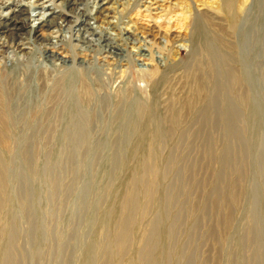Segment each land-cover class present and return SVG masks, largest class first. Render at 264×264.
<instances>
[{"label": "rangeland", "instance_id": "obj_1", "mask_svg": "<svg viewBox=\"0 0 264 264\" xmlns=\"http://www.w3.org/2000/svg\"><path fill=\"white\" fill-rule=\"evenodd\" d=\"M65 1L0 0V15L24 7L35 27L52 11L67 12ZM220 1L81 0L69 28L61 22L73 52L64 63L52 64L39 43L20 63L5 53L6 71L32 64L35 73L46 68L47 82L17 108L18 131L0 135V264H148V237L163 249L160 264H264V0H239L234 30L198 64L192 17L209 13L227 29ZM85 19L90 42L74 39ZM103 38L121 52L109 57ZM155 68L162 76L151 84ZM225 69L238 70V84L216 89ZM198 77L211 83L199 98ZM218 94L220 103L243 98L234 104L236 134L223 114L204 119ZM153 105L179 112L161 136L143 134ZM118 113L129 130L117 124L111 134Z\"/></svg>", "mask_w": 264, "mask_h": 264}, {"label": "bare ground", "instance_id": "obj_2", "mask_svg": "<svg viewBox=\"0 0 264 264\" xmlns=\"http://www.w3.org/2000/svg\"><path fill=\"white\" fill-rule=\"evenodd\" d=\"M242 1L239 2V0H221L220 2L217 3V5H216L217 11H219L220 13L225 15V19H223V21L225 20L226 24H228L227 29L222 27V26H218V25H223V24L215 23L212 15H210L209 13H196L195 15L193 14L194 16L192 17L193 18L192 21L194 24H196L195 27L197 26L196 27L197 33L195 35V42L194 43L196 44V50H197L196 56H198L197 57V63L198 64H201L203 62V56L206 53L211 52L212 54H214V52L216 50V46H217L216 43L220 44L221 38L224 35H226V31L229 33V31L234 30V27L236 26V24L238 23L240 17L242 16V14L244 12V9H243L244 7H243ZM80 2H81V0H67V1H65V5H67V8L69 7L67 9V12L60 11V12L56 13L55 11H52L48 16H46V17L42 16L43 19L40 18L38 24L35 27H30L29 18H28V15H26V14H28V12H27V9L24 7H19L17 9H14L8 16H1L0 15V59L4 60L6 58V56L4 57L5 53L8 50H11L12 56L15 57V59L20 63V61H22V60H20V57L22 59V57L24 58V56L28 55L27 50L29 49L30 45L35 44V43H39L40 45H42V54L45 55L47 58H49L51 60L52 64L55 63V61H60L61 63H64L66 59H69L72 56L73 52L71 53L70 49L68 50V48L65 47L64 38L61 37V30H62L61 24L63 22H66V25L71 23L68 20L66 21V17H67L69 12L73 13V11L75 10L76 4L80 3ZM103 6H104V4H98L97 5V8H96L97 14L102 12V10L104 9ZM86 14L87 13L83 12V13H81V16L88 17L89 15L88 14L86 15ZM92 18L96 19L97 17L94 16ZM89 24L90 23L87 21V19L80 20L79 25H78L79 27H78L77 33L75 35L76 38H74V39H76L77 41H81V42H90V39L88 38V36H86V33H88L89 35L93 33V31L90 30L91 27L89 26ZM67 28H69V25L67 26ZM129 35H130V33H129ZM54 39H56V41H53ZM91 39H93V38H91ZM257 41H258V39H257ZM102 42H104L103 44H104L105 48H107V49H105L104 52L107 55H109V57H113L114 55L120 53L122 50L121 49L122 47L119 44L113 43L112 41L109 40V38H105V39L103 38ZM63 53H65L64 56L62 55ZM253 55H254V53H253ZM76 56H77V54H76ZM18 62L16 63V66L13 69H11V71H6L5 67L4 66L2 67L0 65L1 66L0 67V135H2V134H6V135L7 134H15L18 131V127L22 121L21 120L22 117H20L18 115L16 116L17 108L21 105L22 106L29 105L32 102L31 94H32V92H34L35 88L37 86H39V87H37L36 89L41 88V86L43 84H46V82H47V75L45 74L46 68L38 69L39 71L35 73V72H32L29 70L30 67L32 66V64L29 65L27 62L28 65L25 64L26 65L25 66V65H23L22 62H21V64H19ZM224 65H226V64H224ZM77 69H78V67H77ZM77 69H76V71H77ZM237 73H238V70H236V72H235L232 69H225L222 82L220 83V85L219 84L216 85V87H217L216 89L227 90L231 86L238 84V77H239L238 74L239 73L238 74ZM18 74L20 75L21 78L18 77ZM161 76H162V74L159 75V71L155 68L149 75V81L151 82V84L156 83ZM82 80H83L82 81L83 82L82 83L83 84V91H82L83 97L85 100L88 101V99H90V97L92 96L91 95L92 91H91V88L85 83V80L84 79H82ZM209 81L207 82V80L205 81V79L198 77L197 86L195 88L196 97L199 98L202 95V93H204L205 90L208 89L207 87L209 85H211V83H209ZM32 83L34 84V86ZM219 99H220L219 94L217 96H215L213 99H211V101L208 103L207 107L204 109V119L207 122L210 121V119H212V117H213V114H212L213 111H215L216 117H221V114H223V116L225 118L224 121L226 123L227 129L229 130V133L232 135L236 134L235 123H236L237 112L234 108V106H235L234 104L235 103L242 104L243 98H237L236 97L235 100L225 99L224 102H222V103H220ZM184 102L185 103H183L182 106L186 107L187 109H190L191 105H193L190 101L189 102L184 101ZM104 103L107 104V101ZM149 108H150V110L147 114L146 124L144 127H142L144 135H146V136H153V135L161 136V135H164V134L169 132L166 129L167 124L172 125V126L177 124V121L179 118V112L177 110L176 105H169L165 110V115H163L161 111L159 112L160 107H158V109H157L156 106L153 105V107L149 106ZM139 113L140 112H138V114ZM18 114L20 115V113H18ZM110 119H111L110 120V127L108 130H109V133H111V134L117 130V128H115V125H117V124L120 125V127H118V130H120L123 125L125 126V122H126L125 119L126 118L123 116V114L118 113L117 116L112 117ZM164 124H166V126H164ZM127 126L124 127V131L126 130L128 132L129 129ZM26 129H27V127H26ZM74 130H75V132L81 133V134L85 133V131H86V129H84L81 126L74 128ZM160 139H162V137ZM164 147H165V145H164ZM147 152H148V150H147ZM146 157H147V155H146ZM153 158H155V157H153ZM164 170H165V168H164ZM161 171H162V169H161ZM167 177H168L167 173L163 174L164 179H167ZM163 184H164V182H163ZM131 188H132V186H131ZM260 203H261V200H260ZM156 220L161 222V227H160L159 233L163 239L166 237V231H167L166 225L164 223V214L161 213L160 216ZM144 234H145V232H144ZM123 235H124V232L122 233V235L120 236V238L118 240V245L120 247H122L123 242H124ZM147 239H148L147 243L152 244V246H153L152 247L153 250L151 253V257H150V262L148 264H160V262L163 260V254H164L162 251L163 249H162L161 245H159V244L154 245L155 242H154L153 238L148 237Z\"/></svg>", "mask_w": 264, "mask_h": 264}, {"label": "clouds", "instance_id": "obj_3", "mask_svg": "<svg viewBox=\"0 0 264 264\" xmlns=\"http://www.w3.org/2000/svg\"><path fill=\"white\" fill-rule=\"evenodd\" d=\"M6 14V13H5ZM41 19H43V17H41Z\"/></svg>", "mask_w": 264, "mask_h": 264}]
</instances>
